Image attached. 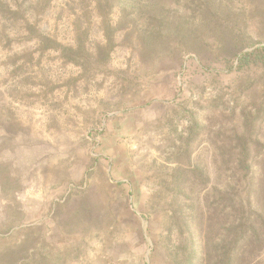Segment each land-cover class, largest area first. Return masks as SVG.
<instances>
[{
	"label": "rangeland",
	"instance_id": "374dc122",
	"mask_svg": "<svg viewBox=\"0 0 264 264\" xmlns=\"http://www.w3.org/2000/svg\"><path fill=\"white\" fill-rule=\"evenodd\" d=\"M262 15L264 0H0V264H199L202 214L233 181L223 140L259 116L264 153V65L238 70ZM235 23L238 47L219 46Z\"/></svg>",
	"mask_w": 264,
	"mask_h": 264
},
{
	"label": "trees",
	"instance_id": "16d2710c",
	"mask_svg": "<svg viewBox=\"0 0 264 264\" xmlns=\"http://www.w3.org/2000/svg\"><path fill=\"white\" fill-rule=\"evenodd\" d=\"M221 8L222 4L216 9ZM259 24L264 29V15ZM235 25L216 37L219 46L238 47ZM257 64L264 65L262 45L238 57V70ZM259 119L257 116L253 122L246 116V135L235 133L223 140L219 148L224 166L233 172V181L225 191L214 189L213 206L210 204L202 214L206 224L204 240L196 250L199 264H264V260L258 259L264 252V158H260L264 153L257 151L260 142L253 138ZM193 170L204 173L205 167L195 166ZM239 187L244 188V196ZM209 202L207 199L206 205Z\"/></svg>",
	"mask_w": 264,
	"mask_h": 264
}]
</instances>
